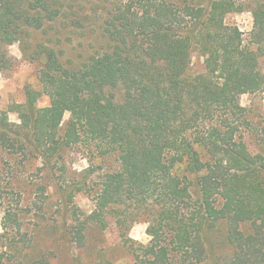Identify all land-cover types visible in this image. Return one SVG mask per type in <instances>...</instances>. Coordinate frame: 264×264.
<instances>
[{
  "label": "trees",
  "instance_id": "16d2710c",
  "mask_svg": "<svg viewBox=\"0 0 264 264\" xmlns=\"http://www.w3.org/2000/svg\"><path fill=\"white\" fill-rule=\"evenodd\" d=\"M57 5L0 0V68L12 65L7 47L25 28L41 29L60 16ZM246 7L253 18L247 43L226 21ZM102 30L109 49L78 69L64 68L45 48L41 90L26 88V104L14 106L19 122L0 110L2 237L13 233L0 258L24 248L15 238L24 236L23 191L15 185L20 169L40 159L51 171L62 147L79 144L115 154L117 164L90 188L91 214L66 210V232L76 247L84 246L90 226L104 229L112 219L123 236L143 219L150 239L128 244L130 264H201L208 233L219 223L231 249L221 264H264V154L252 156L239 141L247 136L264 151V116L254 119L239 101L264 92V0L248 6L242 0H111ZM194 52L204 71L190 75ZM117 87L120 102L107 93ZM42 94L49 104L35 108ZM173 176L193 192L172 189ZM34 186L42 196L44 187ZM62 195L66 205L72 202L71 193Z\"/></svg>",
  "mask_w": 264,
  "mask_h": 264
},
{
  "label": "rangeland",
  "instance_id": "374dc122",
  "mask_svg": "<svg viewBox=\"0 0 264 264\" xmlns=\"http://www.w3.org/2000/svg\"><path fill=\"white\" fill-rule=\"evenodd\" d=\"M248 6L250 0H242ZM61 13L54 21L46 22L38 30L25 28L19 40L7 47L12 62L9 68H0V110L8 112L12 122H19L16 104H26V88L41 90L38 80L39 71L44 62L45 48H51L64 68L78 69L93 55L109 49V40L102 27L111 8V0H57ZM226 21L235 24L243 32L247 43L253 27V18L249 8L233 12L226 16ZM264 72V47L260 57ZM204 71L203 57L194 52L188 69L190 75ZM117 102L122 101L121 88L107 90ZM240 104L251 111L254 119L264 116V92L242 94ZM49 97L40 95L35 108L47 106ZM69 119L66 113L62 125ZM252 156L264 154L262 148L247 136L239 140ZM21 168L15 185L23 191L21 232L23 239L16 237L22 252L8 251L0 264H32L33 260L44 257L49 264H130L133 257L128 244H147L149 235L147 223L136 220L124 233L109 220L104 229L90 226L86 231V242L83 247H76L66 232L71 223V211L74 208L83 216L91 214L94 209L93 190L100 176L117 164L115 154L102 155L84 145L62 147L59 155L52 159L50 167L40 159L30 162ZM49 167V169H48ZM34 184L44 187L43 195L35 194ZM94 185V186H93ZM93 186V187H92ZM171 187L175 191L193 192L186 185L183 177H172ZM79 188V189H78ZM71 193L72 202L66 205L62 195ZM159 199H165L157 195ZM3 211L0 209V251L2 245L9 242L13 233L5 234L1 226ZM24 240V241H23ZM207 258L201 264H221L231 249L224 241V225L217 224L208 233ZM13 256L7 261L8 255Z\"/></svg>",
  "mask_w": 264,
  "mask_h": 264
}]
</instances>
